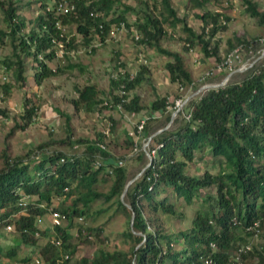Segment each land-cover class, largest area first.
Segmentation results:
<instances>
[{
  "label": "trees",
  "instance_id": "1",
  "mask_svg": "<svg viewBox=\"0 0 264 264\" xmlns=\"http://www.w3.org/2000/svg\"><path fill=\"white\" fill-rule=\"evenodd\" d=\"M73 1L75 11L63 15H56L54 10L46 11V6L43 5V13L34 18L29 32H23L25 21L17 12L20 6L13 5L12 0L0 1L7 27L6 31L0 30V37L5 35L9 38L14 55L13 61L5 59L3 63L8 68H14L16 79L21 83L26 79L23 75L25 57H31L34 61L33 78L38 85L45 78L61 72V68L52 69L47 64V61L55 57V48L51 41L59 38L57 20L63 25L69 20L74 22L76 32L85 44H90L96 35L104 42L113 25L124 22L129 27L125 13L132 8L128 6L119 11L115 8L118 0ZM239 1L247 14L264 25V10L260 11L255 1ZM141 2L145 6L143 13L140 16L137 14L131 25L142 35L139 43L156 49L170 59L166 63V69L172 81L185 87L194 84L182 55L159 44L166 34L164 23L175 22L183 25L187 32L185 50L199 45L205 57L220 60L219 39H215V36L227 28L230 18L221 12L208 10L210 0L185 2L187 10L202 11L201 14H196L202 22L199 32L186 26L185 17L176 15L170 0ZM99 24H102V28L98 27ZM72 41L73 38L70 43ZM237 42L250 45L254 53L261 46L257 38L248 40L242 37ZM228 44L232 48L235 46L231 41ZM38 54H42V59L37 58ZM116 56L119 58V53ZM69 68H73V65H69ZM144 69L142 66L132 79H110L114 88L119 89L124 84L125 94L122 96L127 98L123 103L126 111L141 113L145 110L139 103L138 96L127 95L143 79ZM3 91L9 93V86H3ZM76 93L72 103L77 109L84 107L94 110L101 102V90L95 84L78 87ZM113 99L118 101L120 97L113 95ZM166 101L165 97L156 98L151 103V110L164 109ZM185 109H190L189 120L179 112L172 122L178 123L176 127L162 130L152 137V146L162 145L157 149L150 165L128 186L124 199L130 209L119 199L128 180L127 169L117 166V160L107 148H100V143L106 145L103 134L97 135L95 139L76 140L77 143H84V150L80 154L51 152L36 162H27L21 157L11 158L4 154L3 167L0 168V230L7 223L8 217L21 208L17 204L21 195H27L29 202L27 210L14 223V233L17 234L14 238L15 247L4 249L0 245V258L16 260L19 243L37 247L46 260H51L55 255L51 245L38 242L40 239L34 236L37 216L46 215V210L39 208V204L53 207L54 197L69 201L64 208L54 207L67 217L68 226L73 224L74 216H85L96 199L110 201L117 198L118 206L127 216L130 217L131 210L135 214L132 228L129 219L124 232L125 237L134 244L132 249L127 252L99 248L96 255L91 258L80 257L76 264H132V261L134 264H207V258L213 259V264H220L240 246L249 242L252 250L244 255L245 264H256L255 259L264 264V60H259L239 81H231L224 87L207 89L191 98ZM36 110V107L29 106L25 101L21 114L22 123L16 127L25 129L31 123ZM0 114L8 117L3 108H0ZM169 117L170 114L166 119L169 120ZM152 122L153 120L146 121L145 133L149 131ZM58 143L71 142L68 136ZM124 143L130 147L132 145L127 136ZM140 153L143 154V151ZM207 154L218 165L216 173L208 169L199 175L187 171L189 163H193L196 158L202 160ZM63 156L65 161L60 163L59 159ZM95 161L99 164L96 165ZM102 175L111 180L106 192L97 191L94 187L100 178L103 180ZM150 185L152 187L149 189ZM211 189H214L212 193L207 192ZM167 192L177 199L182 198L185 203L198 198L202 201L205 208L197 212L188 230L172 234L160 223V211L165 214L175 213L166 203V197L158 198ZM256 219L260 221L261 228L256 239L261 241L260 248L254 245L256 240L249 238L250 234L246 230ZM45 229L42 235L48 236L51 230L49 226ZM56 230L62 238L63 248L72 257L77 248L70 242L71 234L65 227ZM95 231L98 233L99 230ZM80 233L79 231V235ZM178 237L181 238L182 245L177 248L175 244L179 243ZM211 243L214 247L210 246ZM248 258L251 261H247Z\"/></svg>",
  "mask_w": 264,
  "mask_h": 264
},
{
  "label": "rangeland",
  "instance_id": "2",
  "mask_svg": "<svg viewBox=\"0 0 264 264\" xmlns=\"http://www.w3.org/2000/svg\"><path fill=\"white\" fill-rule=\"evenodd\" d=\"M4 1L7 2V0ZM12 1L13 5L20 6L17 12L25 21L23 32H29L34 24V18L43 13V5L47 7L63 1L69 4L72 0ZM141 1L118 0L116 2L117 7L115 8H118L119 11L125 10L128 6L132 8V10L127 9L125 13L126 23L129 24V27L125 26L119 29L117 25H113L104 42H101L96 35L90 44H85L76 32L74 22L69 20L66 24H62L64 32L70 36V40L73 38V41L66 46L65 51L68 52L64 56L47 61L49 67L52 69L59 67L62 69L61 72L45 78L40 85L36 84L33 78L35 69L31 57L24 58L23 75L26 78L25 82L21 83L20 80L16 79L14 68L5 66L3 60H14L13 47L7 36L0 37V108L5 109L8 114V117L0 114V168L3 167L4 154L11 158L21 157L27 162L32 160L36 162L51 152L57 151L80 154L84 150V143H77L76 140L95 139L97 135L103 134L102 131L107 128L108 124H112L110 136L105 138L107 150L112 153L115 160L125 159L123 167L127 169V182L140 177L139 173L146 166L148 158L140 152V158H138V154L128 156L131 147L124 143V140L127 136L125 126L130 123L122 114L103 105L105 100L114 101L113 95H118L119 92L118 88L111 85L110 79L121 71L134 75L142 66L145 67L143 79L127 95L129 97L138 96L139 103L145 108L142 114L149 116L153 113L150 108L151 103L156 98L165 97L171 105L179 93H185L187 96H191L190 98L196 97L203 92L199 89L204 81L213 83L219 82L222 78L217 75L214 78L202 80L205 72L213 67L218 60L215 57H205L199 45L185 50L187 32L183 29V25L175 22L164 23L163 28L166 34L160 39L159 44L163 48L177 51L182 55L185 67L190 72L194 82L189 87L183 85L185 88L180 92L178 89L180 83L172 81L166 69V63L170 59L157 52L156 49L149 48L143 43H139V40H135L134 33L136 32L139 36L141 33L131 24H133L137 14L140 16L143 13L145 6ZM253 1L257 3V8L260 11L264 10V0ZM170 2L177 12L176 15L180 18L185 17L186 26L195 32H199L202 22L196 17V14H201L202 11L199 9L187 10L185 8L186 0H170ZM149 4L150 2H148ZM207 8L210 11L221 12L230 18L227 28L215 36V39H219L220 59L232 48L228 41L236 45L237 39H242V37L248 40L264 37V25L259 24L256 18L247 14L245 7L239 0H210ZM56 15L63 14L56 12ZM0 30H7L1 9ZM259 48L263 49L264 43ZM117 53H119V58L116 56ZM246 55L248 54H244V59L247 57ZM260 60H264V57L262 56ZM69 65H73V68H69ZM243 74H233L231 81H239ZM3 76L6 77L5 80ZM85 84H95L101 90L99 95L101 102L94 110H87L84 107L77 109L72 103V99L77 94L76 88ZM3 86H9V93L6 94L3 91ZM186 89L188 91H185ZM25 101L29 103V106L36 107L37 110L31 123L25 129H20L16 126L22 123L21 114ZM162 110L164 111V109ZM167 115L168 113H164L162 118L153 120L146 134H153L157 129L167 126ZM133 120L136 121V118L134 117ZM177 125V122L171 124L168 129H173ZM68 136L71 143H58L59 140L66 139ZM213 160L208 154L202 160L196 158L193 163H189L187 171L195 175L202 174L205 169L216 173L218 165ZM102 178L103 180L100 178L94 187L97 191L106 192L111 180L103 175ZM212 191L214 189L207 190L209 193ZM165 197L166 203L175 213L165 214L160 211L158 216L163 227L172 234L188 230L197 212L205 208L199 198L193 199L190 203H185L182 198L177 199L169 192L158 196L160 199ZM119 199L122 201L121 196ZM117 200V198H113L110 201H105L103 198H99L93 201L85 214L83 224L76 223L74 219H72L73 224L68 226L64 222L63 227L71 234L70 242L75 244L77 248L71 260L64 264H76L80 257L91 258L98 253L99 248L127 252L132 249L134 244L124 235L131 215L130 217L127 216L126 212L118 206ZM68 202H65L64 198L54 197L52 205L53 207L64 208ZM123 202L126 204L124 197ZM42 224L43 226L49 225V218L46 217ZM88 227L89 230H87ZM97 229L99 231L95 233ZM79 231L81 235H79ZM77 233L78 236H76ZM15 237H17L16 232L8 233L0 230L2 248L15 247L13 243ZM178 240L179 243L175 244L177 248L182 245L180 237ZM40 241L43 242V238L38 242ZM19 244L17 259L0 258V264L18 261L30 254L31 246ZM254 245L259 247L261 241H254ZM247 261H251V259L248 258ZM254 262L261 264L256 259Z\"/></svg>",
  "mask_w": 264,
  "mask_h": 264
},
{
  "label": "built area",
  "instance_id": "3",
  "mask_svg": "<svg viewBox=\"0 0 264 264\" xmlns=\"http://www.w3.org/2000/svg\"><path fill=\"white\" fill-rule=\"evenodd\" d=\"M46 11L54 10L55 14L56 12H60L61 14H70L75 11V2L72 0L69 2V4H66L63 2H57L56 5L47 6L45 7ZM56 26L60 30L59 32V38H53L52 44L53 48H55V57H62L64 54H66L68 51H65L66 46L70 43V36L66 35L64 32V29L62 28V24L59 20L56 21ZM99 28H102V24L98 25ZM125 27L124 22H121L119 25H117V28L122 29ZM135 40H140V36L135 32L134 33ZM259 42L262 44L264 43V37L258 39ZM247 53V57L244 59V54ZM257 55V56H254ZM264 57V48L254 53L253 49L250 45L238 42L229 52L225 54L218 62L211 67L208 71L205 72L202 80H207L214 78L217 75H220L222 78L219 82H209L204 81L202 86L199 90L206 91L210 88H218V87H224L229 82H231V76L235 73L243 74V77L247 74L248 70L252 68L256 63L259 62L260 58ZM38 59H42V54L37 55ZM127 75L128 78H127ZM125 71L117 73L116 76H114V79H132L133 76L131 74H127ZM3 79L5 80L6 77L3 76ZM192 85V84H190ZM189 85V86H190ZM188 86V87H189ZM124 84L120 85L118 96L120 97V100L118 101H110L105 100L103 102V105L108 106L109 108H113L117 112L123 115V117L130 123V129L127 130V137L132 141L131 149L128 153V156L136 155L140 151H143L144 155L148 158V162L145 166L148 167L151 163V160L154 156H156L157 149L162 144H157L156 146H152V137L159 133L162 130H167L170 125L172 124L173 120L177 117L178 113H182L183 117L186 120H189L191 117L190 109L187 111L185 109V106L188 104V102L191 100V96H187L185 93H182L181 91L184 90V86L182 84H179L178 89L181 93L173 100V103L170 105L168 101H166V106L164 108V111L162 109L153 111L152 114L149 116L142 115L138 118V115L134 111H126L123 103L127 101V98H124L122 95L125 94L124 90ZM185 91H188L186 89ZM164 113L172 114L174 113V117L172 122L167 123V126L159 128L154 132L153 134H146L145 133V123L147 120H157L164 116ZM134 117L138 118L136 121H134ZM112 124H108L107 128L102 131L104 138H108L110 136V129ZM105 139V140H106ZM100 148L105 149L106 145L105 143L99 144ZM65 157H61L59 159V162H64ZM96 165L99 164L98 161H95ZM125 163V159H119L117 160V166H123ZM111 173V170H109ZM143 172V171H142ZM141 175V174H140ZM156 176V173L153 174ZM152 187V185L149 186V189ZM65 190H67V187H65ZM28 202L29 197L27 195H21L18 199V206L21 208L14 214H11L8 217L7 223L2 227L1 230L5 232H14V223L18 220V217L21 213H24L28 208ZM39 208H43L46 210V215L44 216H37L36 218V228L34 229V236L35 238H38L41 240L43 238V243H47L53 247L55 250V255L52 257L51 260L44 259L40 249L37 247L31 246V252L27 257L22 258L18 261H12L9 264H64L65 262H68L71 260L70 253L63 248V241L60 235L58 234L56 228H63L64 222L66 225L68 224L67 217L62 214L60 211L54 209V207L49 206L45 207L43 204L38 205ZM49 218V228L51 232H49L48 236L42 235V231L46 230L45 228L47 226H43V222L45 218ZM73 219L78 224H83L85 216L84 215H76L73 217ZM247 232L250 234V238L253 240L258 239L261 228H260V221L258 219L254 220L253 223L246 228ZM25 231V230H24ZM44 236V237H43ZM78 236V233L76 234ZM211 247H214V244H210ZM260 248V247H259ZM252 250V244L249 242L248 244L240 246L230 257H228L226 260H224L220 264H245V258L244 255L247 254L249 251ZM264 257V254H263ZM214 260L207 258L205 260V263L207 264H213Z\"/></svg>",
  "mask_w": 264,
  "mask_h": 264
},
{
  "label": "water",
  "instance_id": "4",
  "mask_svg": "<svg viewBox=\"0 0 264 264\" xmlns=\"http://www.w3.org/2000/svg\"><path fill=\"white\" fill-rule=\"evenodd\" d=\"M174 115H175L174 113L170 114L169 122H172ZM144 169H145V167L141 170V172L139 173V175L142 173V171H143ZM133 180H134V179H132V180H130V181H128V182L126 183V185H125V187H124V191H123V193L121 194L122 202H123V197H124V195H125V192H126L128 186L131 184V182H132ZM125 205H126V204H125ZM126 206L130 209V206H129V205H126ZM131 211H132V210H131ZM134 216H135V214H134V212L132 211V212H131V217H130V227H131V228H132V224H133Z\"/></svg>",
  "mask_w": 264,
  "mask_h": 264
},
{
  "label": "crops",
  "instance_id": "5",
  "mask_svg": "<svg viewBox=\"0 0 264 264\" xmlns=\"http://www.w3.org/2000/svg\"><path fill=\"white\" fill-rule=\"evenodd\" d=\"M143 112H141V113H137V115L138 114H140V115H138V118L140 117V116H142V115H144V114H142ZM137 117H136V119H138ZM127 129H130V126L128 125V126H125V133L127 132ZM14 244H15V242H13ZM6 259V258H5ZM6 260H8V259H6Z\"/></svg>",
  "mask_w": 264,
  "mask_h": 264
}]
</instances>
